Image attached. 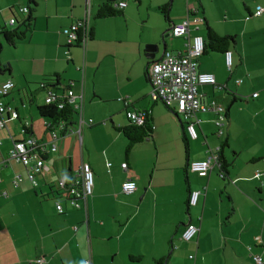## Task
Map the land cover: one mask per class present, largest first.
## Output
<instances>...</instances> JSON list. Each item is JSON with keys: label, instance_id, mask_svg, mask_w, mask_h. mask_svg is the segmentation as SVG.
<instances>
[{"label": "crops", "instance_id": "0c3cea01", "mask_svg": "<svg viewBox=\"0 0 264 264\" xmlns=\"http://www.w3.org/2000/svg\"><path fill=\"white\" fill-rule=\"evenodd\" d=\"M88 1L92 37L85 50L67 46L63 29L86 16ZM105 1L35 0L32 29L25 38L11 44L0 34V86L9 79L15 83L2 101L19 114L0 129V191L9 192L0 195V264H39L38 258L44 264H255L253 252L264 260V183L254 178L257 170H264V55L246 48L247 42H252L249 48L264 42V14L247 18L264 0H200L199 6L187 0L178 16L171 19L169 13L170 20L164 16V21L160 6L169 0H147L143 18L154 15V29L170 36L164 42L143 36L144 26L137 35L128 34L131 15L145 0H117L126 3L124 15L97 18ZM23 6L29 8L30 1L0 0V28L17 27L8 22L28 15L20 11ZM194 7L204 21L191 22V35L207 40V29L205 35L199 32L205 23L222 36L236 37L231 67L224 52L199 57V70L213 73L217 85H199L198 92L207 102L222 103L227 117L219 133L216 113L199 112L196 138L162 100L151 98L148 78L153 62L183 48L184 38L173 36L171 27ZM217 8L230 19H216ZM235 53L249 70V82L238 78ZM41 82L73 83L74 91L84 94V119L95 124L86 125L79 135L74 123L73 131L56 140L58 149L46 153V170L33 187L27 168L9 159L8 151L14 141L28 136L52 139L38 109L46 105L48 92ZM130 110L148 111L154 128L128 153L121 128L131 123ZM38 114L44 128L37 123ZM218 148L231 164L225 178L218 164L206 176L189 170L192 161L206 159ZM84 162L94 171L95 185L87 202L75 208L59 197V179L76 177ZM17 174L22 181L15 188ZM128 179L137 183L131 194L122 192ZM194 190L201 193L190 206ZM57 201L64 212L58 211ZM189 223L199 230L188 241L181 236Z\"/></svg>", "mask_w": 264, "mask_h": 264}, {"label": "built area", "instance_id": "2783aa9c", "mask_svg": "<svg viewBox=\"0 0 264 264\" xmlns=\"http://www.w3.org/2000/svg\"><path fill=\"white\" fill-rule=\"evenodd\" d=\"M88 10L83 19L74 21L70 26L63 29L66 35L67 46H80L84 50L91 38V15L90 4L88 1ZM119 9H123L126 3L123 1L117 2L115 5ZM23 13L28 12V7L23 6L20 8ZM199 9L194 7L189 9V15L181 22H177L171 27V34L176 37L184 38V46L182 49L176 51H167L163 57L153 62L148 68V78L152 84L151 98L153 100H162L168 106L174 108L177 114L187 125V130L192 138L198 136L196 123L199 122L197 114L199 112H215L217 115L216 125L218 132L222 133L221 127L225 124L227 109L226 107L215 100L205 101L203 96L198 92L199 85L214 84L217 85L216 76L210 72H202L199 70V57L204 54L205 39L201 35H191L190 24L191 22H202L204 18L198 15ZM264 14V5H258L255 9V15L259 16ZM249 19L250 17L247 16ZM9 25L14 26L18 23L16 17H13ZM226 62L228 66H232L233 52L231 50L225 53ZM241 81V80H240ZM73 83L69 85H59L51 87L46 96V104L55 103L59 108H64L66 105H71L77 114L75 123L77 125V132L81 135L83 128L94 125V120L89 119L86 121L83 116L84 107V94L76 93L73 89ZM15 87L13 80L9 79L0 86V95H7ZM148 111H128L127 116L132 123L141 124L144 122ZM18 111L9 104L0 101V129L7 126L9 120L18 118ZM25 126L29 127L30 122L26 121ZM46 126L50 129L52 134L51 140H39L35 137L28 136L22 140L14 141L13 145L8 151L9 159H13L22 163L28 171V178L33 187L39 186L38 177L44 174L46 170L45 155L48 151H56L58 145L56 140L69 131H73L71 125L66 121H61L55 126H51L49 120L46 121ZM1 146V141H0ZM218 148L211 151L206 159L194 160L189 164V170L198 173L200 176H206L215 164L221 168L222 163L219 160ZM112 163L109 162L108 166ZM124 169L128 168V163L122 164ZM221 176L225 178L223 172ZM254 178L262 180L264 178V170H257ZM2 177L0 175V183ZM22 181L21 175H15L13 179V187H19ZM61 193H65L66 198L69 200L70 205L75 208H80L82 202H87L88 197L93 193L95 185V174L91 165L87 162L77 170V176L71 180L65 177L59 179ZM137 188V183L133 179H128L122 183V192L125 194L133 193ZM201 190L191 191L189 196V205H195L198 202ZM9 192L6 189L0 191V195L8 196ZM57 209L59 212H64V206L57 201ZM199 228L194 223H189L182 234V239L191 240ZM194 259L195 255L189 256ZM257 264H263V259L260 255L254 256ZM39 264H44V258H38ZM86 264H91L89 260Z\"/></svg>", "mask_w": 264, "mask_h": 264}, {"label": "trees", "instance_id": "16d2710c", "mask_svg": "<svg viewBox=\"0 0 264 264\" xmlns=\"http://www.w3.org/2000/svg\"><path fill=\"white\" fill-rule=\"evenodd\" d=\"M29 1H30V6L28 8L29 11L26 12L28 15L27 16L25 15V17H23L22 20L16 17L18 20L17 27L13 29H10L8 27L0 28V34L4 36L5 40L8 43L13 44L16 40L25 38L27 34L31 31L32 25H33V15L31 14V11H32L31 4L35 5L36 2L35 0H29ZM117 2H118L117 0H107L104 3H102V5L99 7L97 11L96 17L105 18V17H110V16L124 15L123 9H119L115 6ZM258 5H264V4H258ZM170 6H171L170 3L160 6V11L164 14V16L168 20H170V16H169ZM253 16H256L255 10L252 14L248 15V17H253ZM206 29H207V40H205L204 53H207L209 51H220V52L226 53L236 43V37L233 35L222 36L219 33H217L209 24L207 25ZM90 34L92 37V34H93L92 27H91ZM1 48H2V45L0 44V51H1ZM59 84L60 83L58 82L54 86L57 87L59 86ZM67 84L69 85L70 83H67ZM41 85L42 87H46L47 91L51 87H54V86H50L48 82H41ZM4 96L6 95H0V101H2V97ZM167 107H168V110L171 116L176 120V122L180 126L183 127L182 119L177 114V112L174 110V108L168 105ZM38 109H39L40 115L46 118V120H49L51 122L52 127L57 125L61 121H66L68 122L69 125H73L75 123L76 111L71 105H66L64 108H59L57 104L52 103V104H46L44 106H39ZM24 128H25V131H28V127L25 126ZM153 128H154L153 118L149 114L146 115L144 122L141 124H135L131 122L129 125L122 127L121 130L124 136L128 139L127 152L128 153L131 152L135 144L151 136L153 132ZM50 129L48 128V130ZM184 143H185L186 148L188 149L189 142L186 136L184 137ZM226 144L227 142H225L221 148H224ZM219 160L222 163L221 172H223L224 175H226V173L228 172V168L230 167L231 164L227 162L221 149L219 151ZM187 182H188V178H187ZM62 195L66 197L65 193L59 192V197Z\"/></svg>", "mask_w": 264, "mask_h": 264}, {"label": "rangeland", "instance_id": "374dc122", "mask_svg": "<svg viewBox=\"0 0 264 264\" xmlns=\"http://www.w3.org/2000/svg\"><path fill=\"white\" fill-rule=\"evenodd\" d=\"M169 2H171L170 15H171V19H173V16H178L179 13L183 10V6H186L187 0H185V2H184V0H169ZM195 2H196V6L200 5V0H195ZM191 4H192V0H191ZM163 5H165V4H163ZM147 7H148L147 0H145L143 2V5H140V6H138V8L134 9V12L131 15V19L129 20L128 34L131 36L137 35L138 32L143 29V26H144L145 29L143 31V36H145L147 39H149V38L159 39L160 38L161 42H164V39H167L170 36H168L166 34V38H164L163 34L165 32H161V34H160L158 32V30L154 29V27H153V24L155 21L154 15H151V17H148V18H143V16H146V8ZM215 8H216V6H215ZM160 14H161L162 19L164 21L165 20L164 15L162 13H160ZM214 15H215L216 19H218V17H221L223 20H224L225 16L227 17L226 19H230V17H231V15L227 14L226 11H222V10L220 11L218 8L214 12ZM194 26H196V24L192 23V27H194ZM205 31H206V26H205V23H203L201 26V30L199 32H201L203 35H205V33H206ZM249 43H252V42H247L246 48L250 54L252 53V51L256 52L258 50L261 52V54L264 55V42H258L259 45L255 46L253 48H249V45H248ZM237 56H238L237 53H235V62H234L235 65L239 64V61L237 60ZM263 58H264V56H263ZM247 65L250 68L253 66V63L247 62ZM261 65L264 66V60L261 62ZM238 68L239 69L241 68V71H240V74L238 75V78L239 79L242 78L245 81V83L249 82V80H250V77L248 76L249 70H247L245 68L244 64H239ZM234 70H236V66L234 67ZM242 102H244V101L242 100L241 103ZM43 121H44V119L41 118L38 114L37 123L39 124V126L41 125L43 127ZM259 181H261V180H259ZM249 249H251V247H249ZM252 255H253V259H254V256H257L259 254H256L253 252ZM255 264H257L256 261H255ZM263 264H264V260H263Z\"/></svg>", "mask_w": 264, "mask_h": 264}, {"label": "water", "instance_id": "95a60500", "mask_svg": "<svg viewBox=\"0 0 264 264\" xmlns=\"http://www.w3.org/2000/svg\"><path fill=\"white\" fill-rule=\"evenodd\" d=\"M164 50H165V47H164Z\"/></svg>", "mask_w": 264, "mask_h": 264}]
</instances>
